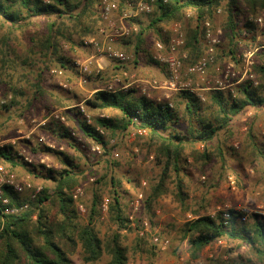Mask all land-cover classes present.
I'll use <instances>...</instances> for the list:
<instances>
[{
    "label": "trees",
    "instance_id": "16d2710c",
    "mask_svg": "<svg viewBox=\"0 0 264 264\" xmlns=\"http://www.w3.org/2000/svg\"><path fill=\"white\" fill-rule=\"evenodd\" d=\"M98 2L0 0V24L6 28L0 36V116L7 115L0 120V140L8 137L3 132L10 117L23 116L37 105L47 110L63 109L81 135L100 144L104 154L109 153L107 142L96 127L111 134L116 130L125 131L131 124L144 127L156 140L155 156L161 167L158 180L151 188L150 201L166 192V181L173 175V197L184 205L188 196L183 175L189 166V158L206 164L218 153L224 161L222 148L215 146L209 150L217 133L226 129L235 116L247 109L264 108V30L259 28L264 27V0H155L150 14L141 19H130L131 24L138 26L137 32L117 45L131 51L135 63L143 54L158 64L151 59V34L162 40V26L182 20L187 11L193 13L195 23L185 30V44L181 50L187 54L185 66L204 53L200 23L212 21L217 10L225 17L226 44L216 53L215 61L209 68L216 62L237 64L244 51L254 50L256 61L252 72L253 80L257 82L255 86L246 78L236 84L234 96L226 91L211 90L207 94L208 105L195 94L179 92L174 108L165 101L146 98L138 88L106 90L116 73L128 69L125 64L115 65L111 76L102 77L101 86L94 87L100 90L87 99L48 82L52 69L72 68L76 49L84 47L83 40L95 35L103 26ZM123 3L124 0H119L120 11L125 7ZM260 16H263L261 23L256 21ZM16 31H19V36ZM80 101L99 113L115 110L121 114V120L98 113L93 116V123L87 124L80 109L72 106ZM180 105L187 116L186 133L172 128V124L179 120L177 109ZM208 106L214 108L213 112L207 113ZM41 130L51 137L55 147L38 143L27 146L32 153L51 154L62 168H48L42 173L36 164H30L28 170L42 173V177L52 183V188L42 187L37 198L29 201L28 208L21 212L3 214L0 210V264H72L70 255L78 245L86 262L98 260L102 252L107 251L110 254L109 264H126L127 249L121 244L120 234L103 241L93 226L100 202L98 192H93L87 222L83 224L79 221L75 202L68 190L82 172L69 148L74 151H82V148L71 136L70 128L59 122L47 121ZM197 143L202 145L203 152L194 148ZM252 146L264 158V144L257 146L252 142ZM0 160L8 163L11 171L17 165L29 164L15 156V147L11 144L0 145ZM106 178L101 176L97 183L102 181L107 184ZM109 183L115 187L112 176H109ZM3 190L11 205L28 201L27 195L16 193L6 185ZM109 211L117 229H125L128 219L116 188L111 191ZM229 213L228 223L224 224L222 216L213 217L199 210L193 211L194 218L185 222L183 227L191 258H198L204 248L227 237L251 247L258 260L264 259V217L251 214L242 219L245 216L243 212L230 209ZM138 240L141 242L140 238Z\"/></svg>",
    "mask_w": 264,
    "mask_h": 264
},
{
    "label": "rangeland",
    "instance_id": "374dc122",
    "mask_svg": "<svg viewBox=\"0 0 264 264\" xmlns=\"http://www.w3.org/2000/svg\"><path fill=\"white\" fill-rule=\"evenodd\" d=\"M145 16L141 15L138 18L141 19ZM224 19L225 17L222 13H216L212 20L213 26L221 30V34L219 35L220 42L217 46L216 53L226 44V38L224 37ZM180 22L184 36L186 28L191 25L193 26L195 23L193 17L189 18L185 17V15ZM126 23L132 28L129 37H133L137 32L134 31L133 27L138 29V26L131 24L130 20H127ZM173 23L170 22L162 26V37H164L165 31L167 32ZM259 28L264 30L263 26ZM5 30L6 28L0 24V36L4 34ZM16 34L19 36V31H16ZM98 34L97 31L91 37L101 39L98 37ZM155 39L158 38L155 34H151L149 38L152 45L150 49L151 59ZM257 39H259V36H257ZM112 43L115 46L114 48L130 56L126 62L121 63L115 59H111L103 52H98L92 46L84 45V47L82 46L76 49L74 56L75 62L90 61L89 69L91 73L87 78V82H78L74 63L71 69H62V74L51 72L48 82L57 84L59 81H65L67 86L62 87L63 89L77 93L83 99H87L92 95L93 92L91 91L94 90L95 86H101L100 82L102 77L109 78L111 76V71H113L115 65L125 64L128 69L116 73L112 77L111 82L105 87L106 90H108V86H112L111 88L114 89L124 88L125 90L138 88L141 95L145 93L147 95H145L146 98L155 101H164L166 99L165 94H167L169 100L172 102L171 108H174L178 103V93L183 91L162 87L153 88L148 83L140 82V80H145V82L156 80L159 84H162L168 79L166 68L158 61H156L158 64L150 61L143 54H141V58L135 63L133 61L134 54L131 51H125L121 46L116 44V41H112ZM248 51L251 50H246L243 53ZM251 60L252 72L256 61L254 51ZM229 63L233 64V69L236 72H240V59L237 64L231 61L224 62L223 65L216 62L217 66L222 69L227 67ZM216 64L212 65L211 68L208 66L206 70L208 77L215 78L218 76V72L215 70ZM123 71H126L127 74L124 75ZM188 81L194 87L205 86V82L200 81L196 75L186 74L185 67H183L180 70V77L177 80V84ZM142 88L145 89L144 93ZM210 91L201 89L193 93L190 91L187 92L195 94L196 96L202 95L204 100L201 101L208 105L207 94ZM219 91L227 92V90ZM81 103L84 108L82 115L85 121L88 117L90 122L87 124H92L93 116L99 112L87 108L83 101ZM59 110L65 120L64 122L54 120V122H59L70 128L71 136L82 148V151H74L69 148L70 153L74 156V162L82 172L79 177H76L75 184L71 186V190H68L72 194L77 186L83 188V196L79 201H75L72 198L75 202L79 221L83 224L87 222L88 214L91 210L93 192H98L100 194V202L98 205V213L93 220V226L103 241L110 240L116 233L120 234L121 244L127 249L126 264H261L264 261V259L258 260L253 249L248 245L238 239L227 237L220 238L210 246H207L203 249L200 256L194 259L190 257V247L187 239L183 236L184 224L194 218L192 213L195 210H199L202 214L213 217L221 216L223 211L229 212L230 209L243 212L245 216L242 219L251 214L264 217V158L252 146V142H255L257 146L264 144L263 107L257 109L250 108L238 114L226 129H221L217 133V138L209 146V150H213L215 146L222 148L224 161H222L218 153H215L212 161L206 164L193 162L189 158V166L183 175L185 191L188 196L184 205L179 204L173 197L175 191L173 175L166 181V192L150 201L151 188L158 180L161 167L155 156L157 143L156 140L154 141L150 137L149 131L143 135L136 133L130 136L129 130L139 127L135 126V124H131L125 131L116 130L112 134L106 133L102 129L103 131L100 133L107 142L106 147L109 152L108 154H104L103 147L100 144L82 136L68 114L63 109ZM177 110L179 120L172 124V128L186 133L188 127L187 116L184 115L181 105ZM213 110V107H209L207 113L213 112ZM41 114H43V107L41 109V106L37 105L23 116L14 115L7 120L8 123L5 122L6 125L3 133L8 134V137L6 136L1 139L0 145H13L15 147V156L19 159L27 156L30 162L27 161L29 164L25 166L17 165L14 171L10 170L11 167L8 163L0 160V164L15 173L20 180L27 178L34 185H41L42 187L50 189L53 186L52 183L43 178L41 174L48 168L59 170L62 168L60 162L51 154L41 152L36 154L32 153L30 147L27 146L28 144L32 146L38 143L53 146L52 148L55 147V143L48 134H41V137L37 135L36 131L26 134L36 124L31 119L36 118L37 120ZM99 115L106 117L108 115L111 117L114 116L121 120V114L115 110L99 113ZM0 117V120H2L7 115L4 113ZM22 117L24 122L20 124L19 119ZM49 121H53V119H49ZM252 135L253 137H250ZM38 137L41 139L39 140ZM95 145L100 146V153L91 150V147ZM194 148L199 152H203V147L200 143L195 144ZM32 163L36 164L39 171H42L41 174L38 171L33 172L28 170ZM101 176L107 177V184H104L102 181L97 183ZM109 176L114 178L115 187H111ZM114 188L119 192V200L123 212L128 219L127 227L122 230L117 229L116 224L111 219L109 211L111 191ZM22 194L27 195V197L29 196L26 191ZM139 194H142L140 199L137 197ZM105 198L108 199V205L107 210L103 211L101 204ZM79 203L83 205V211L78 208ZM143 219L149 222L150 232H147L144 236H139L138 228L140 227V221ZM153 233L159 237L167 238L169 241L168 245L162 247L154 244L151 236ZM138 238L141 239V242H139ZM70 258L72 264H109L110 254L107 251H103L98 260L86 262L83 260V253L81 247L78 245L76 251L70 255Z\"/></svg>",
    "mask_w": 264,
    "mask_h": 264
},
{
    "label": "built area",
    "instance_id": "2783aa9c",
    "mask_svg": "<svg viewBox=\"0 0 264 264\" xmlns=\"http://www.w3.org/2000/svg\"><path fill=\"white\" fill-rule=\"evenodd\" d=\"M155 0H124V9L119 10V0H99L97 9L100 18L103 20V26L98 29V35L101 36V39L96 37H89L83 40L84 45L92 46L98 52H103L107 57L115 59L121 63L126 62L130 56L116 48L113 47L112 41L117 37L129 36L132 28H130L126 21L132 18H138L141 15H147L152 12L153 4ZM219 13V10H217ZM185 17H193V14L190 11L185 13ZM263 16H260L256 19L257 22H262ZM125 21V22H124ZM134 31L137 30L136 27H133ZM200 33L201 41L205 48V52L201 55L195 62L185 66L184 60L187 58L185 52H181V49L185 44V36L180 21H176L172 24L169 30L165 31L164 39H155L153 42V53L152 59L158 61L162 64L167 71L168 79L165 80L162 84H159L156 80L147 81L151 87L157 88H171L177 91H198L199 89L203 90H227L230 94L234 96L236 84L242 82L244 79H250L252 84L255 86L256 81L253 80V74L251 72V56L254 50L243 53L240 56L241 68L240 72H236L233 69V64L229 63L227 67L220 68L215 66V70L218 72V76L215 78L208 77L206 70L210 64H213L215 61V53L217 46L220 42L219 35L221 34L220 28H215L212 21L204 20L200 23ZM90 61H76L74 62V67L76 70V77L79 83H86L89 74L91 73L89 69ZM185 67L186 74L196 75L200 81L204 83L205 86H191V83L184 82L177 84V80L180 77V70ZM51 72L56 74H62V69H52ZM124 75L127 73L124 72ZM111 90V86L107 88ZM166 99L165 103L172 107V102L169 100V96L165 94ZM200 100H204L202 95L197 96ZM80 111L83 112L84 108L80 106ZM53 119L59 122H64L65 118L57 111H52L46 115V120ZM135 121V118L133 119ZM90 120L87 117L86 123H89ZM99 132L103 130L97 127ZM147 132V129L144 127L141 128H131L129 130L130 136L134 134L143 135ZM41 138H39L40 140ZM91 150L97 153H100L101 148L99 145L91 147ZM25 161L30 159L27 156H23ZM4 185L11 188L16 193H28V201L21 204H10L9 198L4 195L3 187ZM42 191L41 185H34L27 178L18 179L17 175L7 169L6 166L0 164V210L3 214H15L21 212L28 208L29 201H33ZM72 198L75 201L83 196V188L77 186L72 194ZM138 199L142 197V194H139ZM137 199V200H138ZM138 202V201H137ZM108 205V199L105 198L101 204L102 210L106 211ZM137 205V204H136ZM78 208L83 211V205L78 204ZM223 223L227 224L230 218V213L228 211H223L221 213ZM149 230V222L146 219L140 221V227L138 228L139 236H144ZM154 244L165 247L168 245L169 241L167 238L159 237L155 233L151 234ZM194 264V263H191ZM264 264V261L261 263Z\"/></svg>",
    "mask_w": 264,
    "mask_h": 264
},
{
    "label": "crops",
    "instance_id": "0c3cea01",
    "mask_svg": "<svg viewBox=\"0 0 264 264\" xmlns=\"http://www.w3.org/2000/svg\"><path fill=\"white\" fill-rule=\"evenodd\" d=\"M125 22V21H124ZM127 22V21H126ZM127 24V23H126ZM128 25V24H127ZM137 31V30H136ZM164 36H165V34H164ZM91 37V36H90ZM98 37L99 38H101V36L100 35H98ZM127 37H129V36H123V37H117L114 41H116V44L119 42V41H121L122 39H125V38H127ZM89 38V37H88ZM164 38V37H163ZM86 39V38H85ZM112 45H113V43H112ZM113 47H115L114 45H113ZM154 51V50H153ZM155 61V60H154ZM75 62V61H74ZM156 62V61H155ZM124 72H126V71H123V73ZM127 73V72H126ZM140 82H143V83H146L145 82V80H140ZM50 83H53V82H50ZM55 85H57V86H59V87H66L67 86V83L64 81H59L57 84L55 83ZM109 87V86H108ZM112 87V86H111ZM125 87V86H124ZM147 87V86H146ZM146 87H144V88H146ZM144 88H142L143 89V93H144V91H145V89ZM201 88H204V87H201ZM118 89H123V90H125L124 88H118ZM97 89H94V90H92L91 92H94V91H96ZM114 90V88H111V90H109V91H113ZM199 90H201V89H199ZM146 94L144 93V95L143 96H145ZM147 96V95H146ZM145 96V97H146ZM150 97V96H149ZM2 101V100H1ZM82 101H80V102H78V103H75L74 105H72V106H77V107H79V106H82V103H81ZM39 106H41V105H39ZM42 107L43 106H41V109H42ZM71 107V106H70ZM70 107H68V108H70ZM83 107V106H82ZM80 109V108H79ZM52 111H57V112H59L60 114H61V111L59 110V109H49V110H45V108L43 107V114H41L40 115V117L36 120V118L34 119V118H32L31 120H32V122L34 123H36L35 125H33V128L32 129H30V130H28L27 132H26V134L28 133V134H30V133H33V131H36L37 132V135L39 136V137H41L40 135L42 134V135H44V132L41 130V126L45 123V122H47V121H49V120H47V121H44V120H46V115L47 114H49L50 112H52ZM23 119V117L22 118H20L19 119V122H20V124H22L23 122H24V120H22ZM53 122H54V120H53ZM25 125V124H24ZM35 132V133H36ZM28 137V136H27ZM38 137V138H39ZM49 147H51V146H49ZM53 147V146H52Z\"/></svg>",
    "mask_w": 264,
    "mask_h": 264
}]
</instances>
